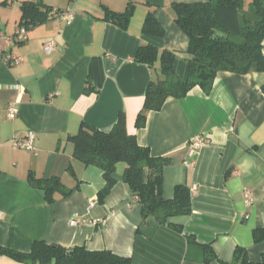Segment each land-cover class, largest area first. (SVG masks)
Masks as SVG:
<instances>
[{
  "label": "crops",
  "instance_id": "1",
  "mask_svg": "<svg viewBox=\"0 0 264 264\" xmlns=\"http://www.w3.org/2000/svg\"><path fill=\"white\" fill-rule=\"evenodd\" d=\"M204 1L0 0V27L10 34L22 26L25 2L71 9L74 15L70 24L49 18L28 29L27 40L8 52L19 62L10 64L0 55V246L29 252L34 241L44 240L69 249L111 250L131 257L133 264H206L204 246L217 256L209 264H225L243 247L250 260H262L264 73L221 71L208 91L196 86L184 97H169L162 109L148 112L143 127L135 124L160 67L136 62L137 50L154 45L176 52L175 71L186 79L189 40L175 21L173 5ZM129 4L135 14L127 29L103 19L106 9L124 12ZM151 11L166 28L165 36L143 32ZM48 41L56 43L50 53L44 49ZM10 104L19 110L13 119ZM121 113L140 145L170 159L163 195L171 199L177 185H186L192 195L190 214L165 224L152 217L142 225L138 198L123 179L125 163L117 166L116 184L99 201L106 184L103 170L78 160L69 138L83 122L110 131ZM29 132L36 135L37 152L13 145ZM197 137L206 142L190 156ZM30 173L60 180L53 202L32 185ZM246 189L254 197L251 206L245 203ZM75 214L84 220L79 226L70 224ZM255 230L263 233L260 241L254 239ZM0 264L29 263L0 255Z\"/></svg>",
  "mask_w": 264,
  "mask_h": 264
},
{
  "label": "trees",
  "instance_id": "2",
  "mask_svg": "<svg viewBox=\"0 0 264 264\" xmlns=\"http://www.w3.org/2000/svg\"><path fill=\"white\" fill-rule=\"evenodd\" d=\"M175 21L189 40L190 54L188 76L181 79L174 67L177 54L161 50L154 45H142L134 60L152 69L160 65L158 77L150 81L144 104L136 118V128L145 125L149 111L162 109L169 97H184L196 86L209 90L221 71L238 74L264 73V0H208L204 2H179L173 5ZM53 9L37 2L22 5V26L31 29L52 16ZM135 14L129 4L124 12L106 9L104 20L127 29ZM143 32L163 37L166 28L155 12L147 15ZM264 92V83L261 86ZM75 146L74 156L85 165H97L103 170L106 181L98 198L102 202L117 182L115 172L119 163H125L124 181L138 198L142 225L154 217L160 224L168 219L191 213V191L186 185H177L174 197L163 195L164 167L170 163L166 157L152 155L148 147L138 143L136 135L126 129L125 116L110 131L99 130L85 122L76 135L69 138ZM33 186L46 192L48 202L62 184L58 178L40 179L30 173ZM181 230V229H180ZM263 238L262 231H254L255 241ZM191 241L192 237L188 236ZM205 263L217 259L210 246H204ZM0 255L29 264H133L132 258L111 250H89L83 246L66 248L44 240L34 241L29 252L0 246ZM225 264H264L250 260L243 247H237L232 262Z\"/></svg>",
  "mask_w": 264,
  "mask_h": 264
},
{
  "label": "built area",
  "instance_id": "3",
  "mask_svg": "<svg viewBox=\"0 0 264 264\" xmlns=\"http://www.w3.org/2000/svg\"><path fill=\"white\" fill-rule=\"evenodd\" d=\"M11 2L12 0H7ZM53 18L65 19L67 23H71L73 21L74 15L71 9H67L65 11H61L58 9H53L52 12ZM28 38V29L24 26H21L20 29L14 34H10L4 29L0 27V55L4 57V59L13 64L15 62H19L21 58L13 56L9 54V49L16 43L24 42ZM56 47V43L54 41H48L44 45V49L47 53H50ZM18 108L15 104H10L8 107V117L13 119L18 114ZM35 139L36 135L34 132H29L25 138H15L13 140V145L17 148H27L36 151L35 147ZM206 142V139L203 137H197L192 141L191 147L189 149V155L194 156L197 153V149ZM193 164V161H186L185 165L190 166ZM196 187H194L195 189ZM254 202V197L252 195V191L250 189H246L245 191V203L248 206H251ZM2 217V212H0V218ZM84 220L80 218L77 214L73 216L70 221V224L73 226H79Z\"/></svg>",
  "mask_w": 264,
  "mask_h": 264
},
{
  "label": "rangeland",
  "instance_id": "4",
  "mask_svg": "<svg viewBox=\"0 0 264 264\" xmlns=\"http://www.w3.org/2000/svg\"><path fill=\"white\" fill-rule=\"evenodd\" d=\"M124 165H125L124 163H120V164H118V166H119L120 169H121L122 166H124Z\"/></svg>",
  "mask_w": 264,
  "mask_h": 264
}]
</instances>
